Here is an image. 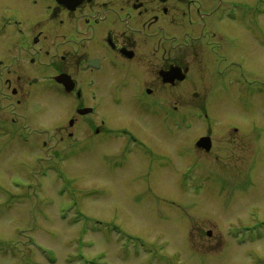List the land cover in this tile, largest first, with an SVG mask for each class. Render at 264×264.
<instances>
[{
	"label": "rangeland",
	"instance_id": "rangeland-1",
	"mask_svg": "<svg viewBox=\"0 0 264 264\" xmlns=\"http://www.w3.org/2000/svg\"><path fill=\"white\" fill-rule=\"evenodd\" d=\"M17 1L23 3L0 0V22L4 9L19 8ZM238 1L250 4L234 14L252 31L238 26L232 33L238 44L222 46L220 55L227 63L246 59L244 70L256 82L249 89L250 106L234 97L211 110L222 125L234 121L240 131L219 122L218 148L206 154L208 167L192 175L185 169L194 158L177 157L174 169L153 181L146 159L108 171L120 152L110 146L93 155L55 156L70 147L71 140L61 141L54 129L64 124L70 129V115L59 119L44 100L28 98L26 66L0 67V118L16 120V129L30 135L24 142L0 132V264H264V0ZM208 52L215 56L201 48L199 59L187 61H202ZM197 71L186 83L190 90L169 91L167 103L189 102L182 110L201 105L216 78L202 74L200 84ZM131 104L123 113L114 111L109 128L132 129L157 152L174 155L165 148L172 142L162 122L140 119ZM204 125L193 122L178 137L193 143ZM46 129L57 133L46 136Z\"/></svg>",
	"mask_w": 264,
	"mask_h": 264
},
{
	"label": "flooded vegetation",
	"instance_id": "flooded-vegetation-1",
	"mask_svg": "<svg viewBox=\"0 0 264 264\" xmlns=\"http://www.w3.org/2000/svg\"><path fill=\"white\" fill-rule=\"evenodd\" d=\"M17 3L18 9H4L6 14L1 18L0 67L3 69L8 62L9 68L26 66L28 77L31 76L25 90L28 98L44 100L59 119L70 115L67 121L70 129L63 123L64 126L54 128L58 133L52 131L61 141L71 140L70 147L55 152V156H73L76 151L93 155L104 147L120 148L117 157L110 159L107 170L118 173L146 159L148 176L154 173L153 181L161 173L174 169L176 157L181 161L194 158L185 171L207 168L206 154L219 146L217 129L230 128L238 135L240 129L234 121L222 125L211 110L232 102L234 97L250 106L249 87L255 80H250L244 70L246 59L227 63L220 55L222 46L238 44V38L232 35L238 26L246 32L252 31V27L239 23L234 14L239 7L250 4L238 0H23ZM201 48L210 49L215 56L208 52L202 61L194 64L187 61L198 58ZM191 65L196 66L194 71ZM195 71L200 84L202 74L207 79L213 75L216 78L206 89L201 105L182 110L190 103L175 106L167 103L169 91L190 90L186 83ZM49 102L56 103V107ZM130 102V111L140 119L162 122L168 143L172 142L165 148L174 150V155L157 152L132 129L109 128L115 110L123 113ZM41 111L46 112V107ZM193 122L205 124L206 135L184 144L181 142L184 137L178 134L190 131ZM219 122L223 127H219ZM15 124L16 120L0 118V128L8 130L5 134L20 139L30 136L24 130H17ZM68 130L71 132L65 138ZM52 132L43 131L46 136ZM202 140H206L204 147L199 146Z\"/></svg>",
	"mask_w": 264,
	"mask_h": 264
}]
</instances>
